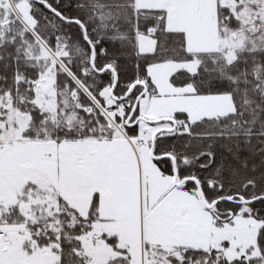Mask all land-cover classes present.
<instances>
[{"label":"snow or ice","instance_id":"6c2138e0","mask_svg":"<svg viewBox=\"0 0 264 264\" xmlns=\"http://www.w3.org/2000/svg\"><path fill=\"white\" fill-rule=\"evenodd\" d=\"M0 264H264V0H0Z\"/></svg>","mask_w":264,"mask_h":264},{"label":"trees","instance_id":"16d2710c","mask_svg":"<svg viewBox=\"0 0 264 264\" xmlns=\"http://www.w3.org/2000/svg\"><path fill=\"white\" fill-rule=\"evenodd\" d=\"M38 7H41L42 8V5H38ZM122 75H123V73H122ZM129 75H131V73H129Z\"/></svg>","mask_w":264,"mask_h":264}]
</instances>
